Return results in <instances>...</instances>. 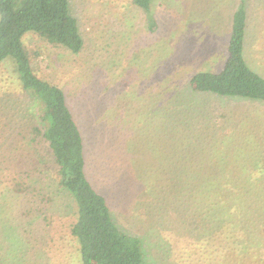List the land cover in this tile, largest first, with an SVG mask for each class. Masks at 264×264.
Here are the masks:
<instances>
[{
  "label": "rangeland",
  "instance_id": "374dc122",
  "mask_svg": "<svg viewBox=\"0 0 264 264\" xmlns=\"http://www.w3.org/2000/svg\"><path fill=\"white\" fill-rule=\"evenodd\" d=\"M69 1L84 40L80 54L34 33L23 43L35 74L68 97L89 180L152 262L210 263L212 251L226 252L219 239L203 242L211 220L204 195L217 180H264V102L201 93L192 78L223 69L234 15L243 8V56L264 79V0H153L149 12L132 0ZM11 69L0 64V182L28 173L23 181L35 192L24 203L42 263L80 264L69 232L75 204L53 178L44 141L31 142L40 123L30 114L40 110ZM260 158L263 165H254ZM243 245L234 246L233 264H264L258 245ZM35 254L31 264H39Z\"/></svg>",
  "mask_w": 264,
  "mask_h": 264
},
{
  "label": "trees",
  "instance_id": "16d2710c",
  "mask_svg": "<svg viewBox=\"0 0 264 264\" xmlns=\"http://www.w3.org/2000/svg\"><path fill=\"white\" fill-rule=\"evenodd\" d=\"M132 1L146 12L153 2ZM71 11L69 0H0V64L12 65L11 72L19 80L23 95L40 110L39 116L30 114L31 122L38 120L40 123L33 128L31 142L38 143V138L44 141L46 153L55 164L53 178H57L58 186L75 204L72 213L75 218L69 225V232L77 243L80 264H157L148 258L143 241L122 230L113 220L106 198L86 174L85 140L65 91L35 74L23 43L25 35L34 33L51 45L80 54L84 40ZM246 21L247 12L242 8L234 15L223 69L215 74H196L192 78L195 91L264 102V79L248 67L243 56ZM3 122L0 118V129ZM262 163L260 158L254 165L262 166ZM19 167L25 168L21 164ZM250 167L253 165L247 166V170ZM21 171L0 182V264H31L29 254H35L38 248L31 241L32 220L29 218L33 212L24 203L27 194L35 191L23 181L28 173ZM255 179L217 180L215 186L208 185L204 196L208 198L207 212L211 220L203 242L212 244L219 239L226 252L212 251L208 264H233L234 246L244 243L258 245L259 248L253 250L259 254L264 252V230L257 231L264 227L261 215L264 212V180ZM253 206L260 211L259 216L252 211ZM37 210L38 216L47 221L43 211ZM35 255L39 257V264H43L42 258L46 256L43 248ZM239 263L254 264L240 260Z\"/></svg>",
  "mask_w": 264,
  "mask_h": 264
}]
</instances>
